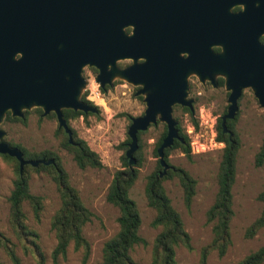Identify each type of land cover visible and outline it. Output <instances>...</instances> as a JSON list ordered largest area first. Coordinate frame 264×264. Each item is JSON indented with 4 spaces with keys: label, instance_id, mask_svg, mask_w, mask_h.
I'll return each instance as SVG.
<instances>
[{
    "label": "water",
    "instance_id": "1",
    "mask_svg": "<svg viewBox=\"0 0 264 264\" xmlns=\"http://www.w3.org/2000/svg\"><path fill=\"white\" fill-rule=\"evenodd\" d=\"M161 2V0H160ZM146 0H0V123L8 112L11 118H23L30 109H39L40 117L52 113L57 129L71 144V132L62 110L83 114L97 112L96 106L81 101L86 86L83 68L96 71L98 88H111L115 79L138 89L144 110L130 118L126 131L129 139L124 158L128 167L135 164L138 132L156 123L165 126V136L156 149L161 168L167 170L163 151L178 140L171 107L192 109L186 100V77L199 81L223 79L227 92L226 111L219 118L222 134H232L225 122L234 119L237 101L244 89L252 92L258 106L264 109V0H211L213 21L209 47L220 48L213 54L209 47L185 50L165 43L162 29L150 30L153 46L145 47L147 31L133 23V16L145 7ZM240 7V11L231 10ZM132 26V33L125 29ZM142 59V63H137ZM131 61L124 68L118 62ZM0 129V155L17 162L18 172L29 165L48 166L52 160H24L16 147L3 140Z\"/></svg>",
    "mask_w": 264,
    "mask_h": 264
},
{
    "label": "rangeland",
    "instance_id": "2",
    "mask_svg": "<svg viewBox=\"0 0 264 264\" xmlns=\"http://www.w3.org/2000/svg\"><path fill=\"white\" fill-rule=\"evenodd\" d=\"M127 61L118 62L125 65ZM95 72L88 67L82 70L86 82L84 93L86 100L96 106L97 117L88 116L70 120L67 126L78 139L97 154L102 167L80 170L72 156L60 147L63 135L57 132L55 118L40 117L30 109L22 122L3 120L0 129L5 132L3 140L8 144L19 145L29 153L49 151L60 161L67 175L68 183L77 191L84 207L90 212V221L84 225L82 236L89 245V255L83 264H97L101 259L103 243L117 231L118 211L105 201L107 188L113 174L122 170V150L118 148L126 138L130 118L138 117L144 110L141 99L133 94L137 87L115 79L112 87L101 94L93 79ZM97 91L99 98L92 92ZM193 93L201 97L193 104V118L197 126L191 123L188 114L173 108L172 117L180 125L189 141L190 154L185 156L180 149L169 151L168 166L185 170L195 181L194 195L190 206L183 205L182 189L176 178L163 180L162 187L170 200L172 208L179 214L185 232L189 236L191 250L179 246L175 248L177 264H199V251L210 240V226L205 222V213L212 204L216 193V174L221 157L222 143L216 141L217 120L225 113L227 92L224 87H192ZM238 110L233 123V131L238 141L235 158V178L231 188L233 216L229 223L231 244L221 258L212 252L205 264H234L264 244V227L251 239L244 238L245 228L259 215L261 204L256 200L258 193L264 190V163L254 166V157L264 142V109L260 108L249 89L242 90L237 101ZM24 112V113H25ZM23 113V118H24ZM162 123L148 128L140 137L141 165L137 168V178L129 190L140 218L139 236L145 245L135 246L130 257L135 264H150L151 244L158 232L150 226L153 211L147 206L144 186L149 174L156 170L157 158L153 149L162 129ZM138 148V146H137ZM15 179L14 165L0 156V233L13 245L19 264H36L33 255L21 249L9 222L7 196ZM28 190L31 195L41 198L42 209L38 221L26 203L22 204L25 225L34 231L36 243L44 256V264H52L50 254L55 246V238L50 230V221L59 207V198L55 185L46 172L29 173ZM81 251L69 246L58 264H82ZM0 264H12L0 248Z\"/></svg>",
    "mask_w": 264,
    "mask_h": 264
},
{
    "label": "trees",
    "instance_id": "3",
    "mask_svg": "<svg viewBox=\"0 0 264 264\" xmlns=\"http://www.w3.org/2000/svg\"><path fill=\"white\" fill-rule=\"evenodd\" d=\"M91 70L94 71V69ZM218 85L222 86V80L218 81ZM107 90L108 87H104L103 89H99V92L104 94ZM81 101L90 103L86 100L84 93L81 95ZM34 112L41 113L39 109H34ZM187 114L193 126L196 127L197 124L193 115L189 112ZM26 115L27 112L24 113V118L21 120L16 118L11 119L7 115L6 120L23 123ZM62 116L67 125L70 120L79 117L84 120L88 116L97 117V114H83L71 110H62ZM47 118H54V115L50 113L47 115ZM235 119L236 116L234 119L225 122L227 130L232 134L230 139H228L227 134L221 133L220 119L217 120L216 141L222 143L223 148L216 174L217 189L215 197L205 213V222L210 226V240L199 251V264H205L207 256L212 252L219 258L223 257L231 244L229 234V223L233 216L231 188L235 178V158L238 149V141L233 131ZM175 128L178 140H174L172 146L163 151L166 165L167 155L172 149H180L185 156L190 154L187 136L178 125ZM69 130L71 132V144L68 143L67 136L63 131L57 129V132H61L63 135L60 147L72 156V160L78 169H100L102 164L97 154L91 151L84 141L78 139L70 128ZM165 132V126L162 125L161 132L153 149V156L155 158H157L156 149L165 136ZM144 133L145 131L136 134L138 148L133 153L135 164L132 167L127 166L124 158V152L127 149L129 139L126 138L118 146L123 152L121 156L123 169L113 174L105 195V201L118 211L116 218L117 231L103 243L101 259L97 264H135L130 257L131 250L135 246L145 245L144 240L138 234L140 226L139 214L134 202L129 197V190L137 178V168L141 165L140 137ZM9 145L19 149L24 160L43 159L45 161H53L51 165H39L36 168L25 165L22 168L21 174H19L17 162L8 156L0 155L4 159L11 161L14 165L15 179L12 182V189L6 201L9 210V222L14 235L21 243V249L23 252L33 255L36 264H44V256L36 243L37 236L33 230L25 225V215L22 210V204L26 203L32 212L33 219L38 221L42 209L41 198L29 193L28 176L30 172L38 173L43 171L53 181L59 198V207L50 221V230L55 238V246L50 254L51 262L52 264H58V258H63L67 248L71 246L74 251H81V262L82 264L85 263L89 255V245L82 236V229L90 221L91 214L82 204L77 191L68 183L67 175L61 167L59 158L49 151L29 153L19 145ZM263 163L264 142L254 157V166L259 167ZM160 171L161 168L156 161V170L147 176L144 186L146 204L153 211L150 226L158 229L151 244L150 264H177L175 261V248L181 246L185 250L190 251L191 246L189 236L183 228L180 216L172 208L170 200L162 187V182L170 178L177 179L182 189L183 205L188 209L194 195L195 181L185 170L179 167L168 166L162 177H159ZM256 200L261 204V210L258 217L245 228L243 234L245 239H251L264 227V190L257 194ZM0 248H2L12 264H19L13 250V245L2 233H0ZM234 264H264V244Z\"/></svg>",
    "mask_w": 264,
    "mask_h": 264
},
{
    "label": "flooded vegetation",
    "instance_id": "4",
    "mask_svg": "<svg viewBox=\"0 0 264 264\" xmlns=\"http://www.w3.org/2000/svg\"><path fill=\"white\" fill-rule=\"evenodd\" d=\"M210 1L211 0H161L160 2V0H146L144 9L138 15L133 16V23L140 28L142 27L146 29L147 36H145V47L148 51H150L153 46V38L150 36V30L162 29L161 33L165 34V43H170L171 48L176 46L179 49L184 50L183 52H180L179 55L182 58H186L187 53L185 50H194L199 47L204 48L209 43L213 26L209 11ZM239 11L240 7H235L231 10L232 13H237ZM132 29L133 27L130 26L125 29V32L131 35ZM261 39H263V41H261ZM259 43L264 45V35L259 38ZM207 47H209V45ZM209 49L213 54L220 51V48L214 46H210ZM142 62V59L137 61V63ZM131 63V61H127L125 65L117 66L119 68H124ZM219 80H222L223 86V79L217 77L214 79L216 85V87H214L209 80L201 82L196 75L189 74L186 77L187 91L185 98L186 100L191 101L192 109L189 110L187 107L174 105L171 107V112H173L174 107H178L181 112L186 114L189 112L193 115V104L201 97V93H193L192 87L199 85L200 87L216 89L220 87L218 85ZM137 89L138 88H136V90ZM134 97H138L142 101L140 96ZM7 115L9 116L8 112L5 114L3 120H6ZM9 118L11 117L9 116ZM177 125L180 127L179 124H176V126Z\"/></svg>",
    "mask_w": 264,
    "mask_h": 264
},
{
    "label": "built area",
    "instance_id": "5",
    "mask_svg": "<svg viewBox=\"0 0 264 264\" xmlns=\"http://www.w3.org/2000/svg\"><path fill=\"white\" fill-rule=\"evenodd\" d=\"M94 98H99V94L97 91L92 92Z\"/></svg>",
    "mask_w": 264,
    "mask_h": 264
}]
</instances>
